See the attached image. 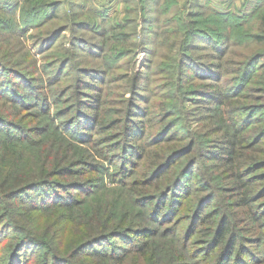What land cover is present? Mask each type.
Masks as SVG:
<instances>
[{
    "label": "trees",
    "instance_id": "1",
    "mask_svg": "<svg viewBox=\"0 0 264 264\" xmlns=\"http://www.w3.org/2000/svg\"><path fill=\"white\" fill-rule=\"evenodd\" d=\"M243 4L214 9V22L238 27L259 11L252 53L224 70L231 38L189 23L175 65L182 78L165 86L174 91L158 113L138 101L140 78L122 116L107 118L104 70L83 69L84 88L61 89L66 60L41 68L0 54V264H264V106L254 98L263 90L251 84L264 68V0ZM59 9L24 0L18 30ZM63 29L38 36L37 53ZM200 38L216 60L203 67L191 53ZM188 71L204 82L184 88ZM202 121L213 123L206 132ZM31 218L49 221L43 230ZM60 225L74 236L54 238Z\"/></svg>",
    "mask_w": 264,
    "mask_h": 264
},
{
    "label": "rangeland",
    "instance_id": "2",
    "mask_svg": "<svg viewBox=\"0 0 264 264\" xmlns=\"http://www.w3.org/2000/svg\"><path fill=\"white\" fill-rule=\"evenodd\" d=\"M23 1L0 0V20L8 24L7 27H0V54L13 55L15 61L25 60L26 64L34 62L41 68L66 60L68 65L58 85L61 89L70 86H73V90L84 88L79 86L77 77L83 69L104 70L105 82L99 83L107 101V118L122 116L123 113H116V110L124 108L120 102L132 96L131 89L138 78L142 86L138 101L142 104L153 103L152 110L159 112L163 96L174 91L173 85L165 86L182 78L180 69L175 65L182 43L187 41L185 33L189 23H194V27L222 31L231 38L224 46V70H233L238 62L252 53L256 44L249 36L258 32L261 25L259 11L250 14L251 17L238 27L214 22V18L218 17L214 9L219 12L232 11L243 7L244 0H49L60 4L58 14L40 25L30 27L24 34L17 27ZM100 12L104 17L100 16ZM60 28L64 29L59 39L46 52L38 54V48L42 46L37 43L38 36H45ZM196 44L191 53L200 66L212 59L216 61L211 56L215 54L212 43L200 38ZM28 51L34 54L31 58H27ZM44 70L52 74L55 69ZM188 73L190 75L182 80L184 88L189 87L188 82H204L195 73ZM84 78L93 80L87 76ZM253 80L251 84L263 90H255V103L264 106V68ZM86 90L92 92V89ZM66 104L62 103L59 107ZM197 105L192 102L184 108L186 111L190 108L194 110ZM199 123L200 127H205L201 128L204 132L213 124L205 121ZM76 194L82 196L78 192ZM214 204L216 202L212 206H217ZM48 221L31 218L30 224L41 223L44 230ZM65 228V225H60L52 229V233H58L54 234V238H72L75 234L73 227L64 231ZM127 264L140 263L133 261Z\"/></svg>",
    "mask_w": 264,
    "mask_h": 264
}]
</instances>
